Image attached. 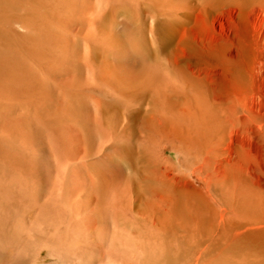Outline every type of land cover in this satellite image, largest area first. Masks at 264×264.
Segmentation results:
<instances>
[{
  "label": "bare ground",
  "instance_id": "1",
  "mask_svg": "<svg viewBox=\"0 0 264 264\" xmlns=\"http://www.w3.org/2000/svg\"><path fill=\"white\" fill-rule=\"evenodd\" d=\"M219 1L0 0V264H216L217 216L264 226V184L214 162L253 114L170 73Z\"/></svg>",
  "mask_w": 264,
  "mask_h": 264
},
{
  "label": "rangeland",
  "instance_id": "2",
  "mask_svg": "<svg viewBox=\"0 0 264 264\" xmlns=\"http://www.w3.org/2000/svg\"><path fill=\"white\" fill-rule=\"evenodd\" d=\"M174 42L173 40L169 47V55L170 57L174 56L177 63L170 66V73L173 79H180L185 83V96H212L219 98L217 101L219 100L218 102L222 104L224 102L225 105H229L231 102L237 103L238 105L235 108L238 107V113L245 119V123L248 109L253 114V116L251 115V122L249 121L242 126H238L240 123H237L236 128L229 131L230 134L225 133L226 139L224 137V141L219 144L220 146L216 150V152L220 151L221 153L220 155H218L219 152L216 154L218 159L214 158V162L218 160L217 165L221 168L225 165V167L223 166L225 170L222 168L225 171L224 175L226 170L228 172V167L233 166L237 167L238 174L244 182L247 181V184L250 182V186L257 187L260 184H264V139L259 134V128L257 127L258 125L264 127V1H261L260 5H257L252 0H247L244 4L230 0L227 3L219 1L215 5L211 19L199 17L195 21L191 20L184 27L180 36L181 47L179 48H181V51L179 48L176 49L174 47ZM173 48L175 49L173 50ZM172 50L176 54H173ZM167 151L165 154L168 160L175 165L177 163V154L172 150ZM219 161L223 163L220 164L222 166H219ZM216 163L214 164L216 165ZM218 167L217 169L220 170ZM217 169L216 172H218ZM222 172L218 173L222 174ZM193 183L202 191L205 197L202 187H199L197 182ZM228 183L230 184L231 181H228ZM215 191L213 195L218 200L214 197L215 200L212 199L211 201V198L206 193L205 198L211 204L214 202L213 206L215 205L214 208L219 212L227 206L224 202H220L219 194L220 196L222 195V193H219L221 192L220 189L216 188ZM219 205L223 208L219 207ZM228 215L225 216L223 214L216 218V220L221 218L223 223L217 220L218 222L216 221V223H221L222 228L219 227L220 225H215L214 229L212 246L218 254L216 256L212 252V257L215 256L213 258L214 261L218 257L217 263H215L264 264V238H262L264 237V226H252L249 228L250 231H256L258 227L260 231L255 236L257 239L259 237V240L254 237L253 233L255 232L251 231L255 238L253 240L249 229L241 227V225H238L239 221H235L238 216L233 215V213H228ZM232 215L235 219H232L234 224L232 220L230 221ZM224 219L228 224L224 223ZM229 223L234 225L232 230L229 228L231 227ZM236 223H238V226L235 225ZM219 228H224L225 235L229 231L231 233L236 232L235 235L229 233L230 239L227 237L229 239L228 245H226L228 248L225 247L228 252L225 248L221 250L223 244H227V240L224 237L225 235L223 236V233H221L223 230L220 231ZM245 230L251 235L249 237L246 236L247 239H245L244 235H247L248 232ZM217 231L218 235L224 238V240L222 238V243H217L218 245L222 244V246L215 244L216 240V242L221 241V238L217 236ZM237 232L239 233L237 234ZM231 238L234 239V242ZM229 244L232 245L229 247ZM219 247L221 248L219 249ZM224 249L226 252L223 251ZM221 251H223L222 253L225 252L224 256Z\"/></svg>",
  "mask_w": 264,
  "mask_h": 264
}]
</instances>
